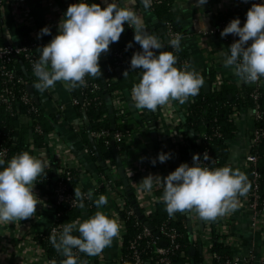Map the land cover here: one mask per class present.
Wrapping results in <instances>:
<instances>
[{"label":"crops","instance_id":"0c3cea01","mask_svg":"<svg viewBox=\"0 0 264 264\" xmlns=\"http://www.w3.org/2000/svg\"><path fill=\"white\" fill-rule=\"evenodd\" d=\"M77 2L78 0H0L2 45L9 43L21 45L28 39L38 41L39 47L46 45L57 34L59 21L69 5ZM252 3L253 0H207L206 4L197 6L195 0H172L175 21H178L177 27L184 33L183 44L195 62L197 71L204 77L205 84L210 83V90L216 89L222 83H234L238 86L244 83L233 69L223 65L224 54L229 52L228 47L239 37L234 34L222 37L221 32H212V29L217 27V19L221 15L234 10L242 17L246 15ZM134 8L151 32L161 27L154 11L151 8L144 9L140 0H136ZM45 26L51 29V34L37 38V33ZM156 34L165 41L163 35L158 32ZM104 57L105 54H102L100 59ZM131 77V81L123 79L120 90L124 102L123 117L118 114L117 109L114 110L120 122L125 123L132 131L130 138L127 139L128 154L122 158L138 205L146 215H149L156 210L158 197L162 195L163 189L154 186L152 193H142L137 190L139 182L150 173L164 177L182 162L189 163L183 160L181 151L182 145L187 143L188 133L179 125L188 113L192 97L184 104L171 101L168 105L158 107L155 112L138 110L133 106L131 89L134 83L138 82L139 75L134 71ZM262 88L264 90V82ZM201 90L206 91L204 86ZM34 92L38 99L37 103L54 128L47 134L46 142L42 146H36L33 138H30L29 152L42 160L49 161L50 164L35 181L34 191L41 199V204L37 205L34 215L25 220L0 224V264H49L51 261L46 251L36 242L35 235L55 223L57 209L54 199L40 189L38 179L51 172L57 176L58 168L63 164L72 166L79 173L80 190L88 192L92 189L95 199L101 194L107 196L108 203L102 206L101 210L109 216H115L122 226L119 236L113 238L109 247L99 255L90 256V264H123L121 257L126 224L122 211L125 207L123 194L125 188L114 185L121 179L117 165L107 160L105 163L110 178L106 179L102 175L100 165L103 161L93 159L92 154L96 152L89 148L81 136L82 130L87 129L85 116L78 114L71 91L64 87L63 82H56L54 88L44 92L34 87ZM34 101L36 102L35 99ZM20 120L21 123H30L29 118L25 116ZM233 120L238 131L230 141L228 165L239 168L249 179L251 167L246 155L252 149V135L256 127L254 111L249 107L240 108ZM200 137L201 135L196 136L192 144L194 153ZM160 151L171 152V158L164 163L157 160L153 165L151 159L157 157ZM176 159L179 160L178 163L174 162ZM102 182L106 188L98 193L97 190L103 185ZM239 201L236 210L215 220H203V227L195 211L190 213V232L195 246L203 253L204 264L212 263L211 249L223 226L227 233L228 231L230 233L232 241L229 242L230 247L233 253L240 257L241 264H262L264 240L261 230L252 226L254 215L248 208V193L239 197ZM93 214L83 207L79 219H87Z\"/></svg>","mask_w":264,"mask_h":264},{"label":"clouds","instance_id":"9594fccd","mask_svg":"<svg viewBox=\"0 0 264 264\" xmlns=\"http://www.w3.org/2000/svg\"><path fill=\"white\" fill-rule=\"evenodd\" d=\"M152 2L140 0L144 9H149ZM135 3L136 0H103L102 7L93 0H78L70 4L59 21L57 34L38 48L39 59L33 63L38 82L34 87L41 92L54 88L56 82H63L68 90L86 87V76H102L100 57L110 51V44L119 41L127 24L134 30V41L140 50L133 53L130 69L123 76L130 70H142L131 89L133 106L155 112L171 101L184 104L198 95L205 84L204 77L187 62L177 66L178 56L173 50H180L182 37L176 36L166 43L155 32L148 31L134 8ZM195 3L202 6L207 0H195ZM45 34H51L47 26L37 33V38ZM228 34L239 38L224 54V67L233 69L244 83L257 82L264 77V0L253 3L247 10L243 26L239 17L232 19L220 33L222 37ZM132 43L128 42L126 49ZM200 157L201 154L194 153L191 165L182 162L164 177L148 174L140 180L137 190L150 194L154 186L162 188L158 200L164 203L170 217L178 212L195 211L203 220H215L236 210L239 197L246 196L251 187L246 173L231 165L209 167L212 158L207 151L202 160ZM170 158L171 152L160 151L151 163L155 165L157 160L164 163ZM49 164L26 150L10 159H5V153L0 151V224L34 215L41 204L34 191L35 181ZM74 194L78 206L83 208L84 200L93 197V190L85 194L77 188ZM107 203V196L101 194L94 200L97 211L93 215L63 224L58 234L53 229L50 241L64 257L60 264H87L79 259L78 253L99 255L119 236L122 226L118 219L101 210ZM74 231L79 235H73ZM49 264L57 262L52 259Z\"/></svg>","mask_w":264,"mask_h":264},{"label":"trees","instance_id":"16d2710c","mask_svg":"<svg viewBox=\"0 0 264 264\" xmlns=\"http://www.w3.org/2000/svg\"><path fill=\"white\" fill-rule=\"evenodd\" d=\"M93 2L99 3V0H93ZM151 9L157 16L161 27L164 28L165 35H167L166 29L168 23H172L174 29L184 35L183 31L177 28V26L174 24L175 15L172 9V0H163L160 4ZM236 17H241L239 12L234 10L228 11L217 19V25L220 23V21L230 20ZM156 32H158L157 29L155 33ZM130 41L133 42L132 47L126 49V45ZM0 44H3L1 38ZM135 45L139 44L134 41V30L125 24L124 32L121 34L119 41L110 44V51L105 54L104 58L99 60L102 76H87L89 82L99 83L100 88L93 90L91 85H87L86 87L80 86L70 90L72 97L78 100L77 103H74L78 114L81 116H87L89 119L91 132L95 133L105 129L110 131V134L107 136L101 135L99 137H95V143L93 144L90 140L88 130H82L81 136L89 148H91L94 153L97 151L99 152L100 157L96 155L97 153L92 154L93 159L104 162L109 160L113 165H117V163L112 145V133L117 130L124 131L126 125L125 123L120 122V119L117 116H115V124H112L110 119V107L112 106L114 92H119L122 88L123 79L131 81V74L134 71L137 74L142 71L141 69L130 70L126 77L123 76L124 71L130 69V60L134 53ZM168 50L172 49L169 48ZM119 51L124 52L123 57H118L116 55V53ZM173 51L174 54L178 56L177 66H182L187 62L192 68L197 70L196 64L182 40L180 50ZM11 67L16 71L18 76L22 77L24 82H20L18 79L8 81L0 72V93L7 85H14L17 91L20 89L28 91V85H35V83L38 81V78L34 75L33 68L23 57H15ZM118 68L120 69L119 72L117 70ZM255 90V87L250 86L247 83H243L240 86L234 83H222L216 89H212L208 92L200 89L199 94L195 97H192L188 113L185 115L184 119L179 125V127L184 128L188 133L187 143L183 144L181 147L183 160H192L194 154L192 144L195 142L196 136L201 135L200 142L197 145V150L195 153L201 154L202 157L203 152L205 150H209V156L212 158L209 162L210 167L228 165L230 141L236 136L238 131V128L231 117L234 111V106H236L239 110L243 107L253 108L256 103H258L263 115L257 120L256 125L257 127L264 129V90L263 88L260 89V96L257 100L253 97V92ZM84 101L86 104L85 110L82 109ZM36 104L38 106L37 113H34L30 109L31 105L21 103L18 107L20 114H13L4 103H0V150L3 147L7 148L5 159H10L12 156L18 154L21 151H29L30 138H33L34 144L36 146L44 145L47 134L53 130L54 127L52 122L48 116L43 113L40 104L37 102ZM34 114L35 119L32 124L28 122L21 123L20 118L22 116L30 118L31 116H34ZM114 114H116L115 110ZM36 124L40 125L41 132L35 131ZM192 131L193 134L191 136L190 133ZM115 145L121 157L128 154L127 143H125L123 140H115ZM251 151L252 153L258 155V160L255 167L261 175L259 179L258 192L260 193L261 200L263 201L264 137L258 144L252 145ZM100 170L106 179L110 178L106 163L105 165H100ZM57 177L58 174L56 176L53 172H51L38 179V185L42 192L51 196L56 203L57 218L55 223L50 228L43 232L37 233L35 235V240L46 251V254L50 260L55 259L57 264H60L64 257H62L51 244L50 237L53 234L52 228L55 225H60V232L62 230L63 224L75 221L80 217L82 208L79 207L78 204L74 207H69L67 203L57 202L55 196ZM65 181L67 182L68 191L74 194V189L78 188V183L80 181L79 173L73 170L70 179H66ZM114 185L121 188L124 186L122 179L116 181ZM105 188L106 185L103 183V185L98 188V193L104 191ZM81 191L85 194L87 193L85 190ZM123 194L125 197V210L134 209V205L132 203V200L135 198L134 194L129 196L125 189ZM94 195L95 194H93L92 198H86L84 200L85 208H87L91 214L94 213L96 208V205L94 204ZM125 210L122 211V215L126 219V233L124 234L122 251L123 264H134L133 258L131 257L132 251L127 249V245L129 244L130 240H133L142 231L145 225H150L152 227V237L156 238L158 243L164 245L165 247H170L174 244H172L169 239H166L163 236L160 230L161 227L166 225L176 229L177 237L175 241L179 246L174 248L170 253V264H204L203 253L199 251V249H197L194 244L195 242L193 241L190 232V226L188 224V218L186 214L178 212L174 216L170 217L165 211L164 203L159 201L157 203L156 210L149 215H145L147 222L146 224V222L136 214L127 215ZM73 235H79V233L74 231ZM148 239L151 238H145L142 240V246L140 247L141 253L143 257L152 256L153 259H151L150 263L155 264V257L158 255L153 251L152 246H147ZM162 242H165V244ZM193 246L196 247V252L191 254L190 250ZM212 252L215 255L214 264L224 262L228 257L233 255V251L229 245L219 241L214 242ZM78 257L81 261H87V264H90V256H88L86 253L80 252L78 253Z\"/></svg>","mask_w":264,"mask_h":264},{"label":"built area","instance_id":"2783aa9c","mask_svg":"<svg viewBox=\"0 0 264 264\" xmlns=\"http://www.w3.org/2000/svg\"><path fill=\"white\" fill-rule=\"evenodd\" d=\"M162 1L163 0H153L150 8L155 7L156 5L160 4ZM259 2L260 0H253V3H259ZM99 4H101L102 7L105 6L102 0H99ZM240 19H241V26H243V23L246 20V15H243L242 17H240ZM231 20L232 19L220 21L217 27H214V29H212V32H215V31L221 32L223 28L226 27ZM166 34L169 37V40L172 38H175L176 36H180L182 37V39L184 37L183 34H181L180 32L174 29L172 23L167 24ZM38 48H39L38 41L33 40V39H29L28 41L24 42L21 45H16L13 43H9L6 45H0V72L5 77V79L8 81L18 79L20 82H24L22 77L18 76L16 71L11 67V64L14 62L15 57H23L33 68L34 61L39 59L40 53H39ZM116 55L118 57H123L124 52L119 51L116 53ZM85 79L87 81V85H91L93 90L100 88L99 83L89 82L87 76ZM263 82H264V77H261L255 83H247L248 85L256 88V90L253 92V97L256 100L260 96L259 91L263 87ZM73 102L77 103L78 100L76 98H73ZM0 103H4L6 107L13 114H20L18 107L21 103L31 105L30 109L34 113H37L38 111V106L36 102L34 101L33 96L29 93V91H24L23 89H20L19 91H17L14 85H7L2 89V92L0 93ZM123 103L124 102L122 100L120 91L119 92L115 91L114 98H113V108L117 109L118 114H120L122 117H123L122 114L124 113ZM85 105L86 104L84 101L83 106H82V109L84 110H85ZM252 109L254 111L256 122H257V120L262 117L263 112L261 111L260 105L258 103H256V105ZM237 111H238L237 107L234 106V111L231 115L232 118L237 113ZM34 119H35V114L34 116H31L29 118L31 124L33 123ZM123 121H125V119H123ZM183 130L186 131L184 128ZM35 131L41 132L40 125L36 124ZM92 134L95 137H99L101 135L107 136L110 134V131L105 129L102 131H97L95 133L92 132ZM131 134H132L131 129L129 127H125L124 131L117 130L113 132L112 137L115 140H119V141L123 140L125 143H127V139L130 138ZM263 137H264V129L261 127H257L256 125L253 131L252 145L258 144ZM0 151H3L6 155L7 148L3 147ZM205 151H207L209 154V150H205ZM202 159H203V156L201 157V160ZM246 160L250 164V167H251V176L249 178V181L252 184V186L250 187V190L248 192V202H249L248 208L250 211H252L254 215L253 220H252V226L259 228L261 230L263 240H264V222H263L264 219H262V217L264 216V200L263 201L261 200L260 193L258 192L259 179L261 175L255 167L257 160H258V155L252 153L251 151L250 153L246 155ZM189 164L190 165L192 164V160L189 161ZM208 166L210 167L209 162H208ZM73 170L74 168L72 166L65 165V164L61 165L58 168L57 186L55 188V196H56L57 202L67 203L69 207H74L78 204V201L74 199L75 198L74 194L68 191L67 182L65 181L66 179H70ZM125 211L127 215H132V214L137 215L135 209H126ZM123 218L126 224V219L125 217ZM60 227H61L60 225H55L52 228V232H53V229H56L58 233ZM221 229L222 231H219V234L216 236V241L223 242L226 245H229L230 247L229 242L230 243L232 242L229 236L230 233L229 231L227 233L226 228L224 226ZM160 230L163 236L166 239H169L170 242L174 245L170 247H165L164 245L159 244L158 240L152 237L153 232L151 228L145 225L142 231L133 240H130L129 244L127 245V249L132 251L131 257L133 258L134 264H146L147 262H150L151 259H153L152 256H149V257L142 256L140 247L142 246V240L145 238H151V239H148L147 246H152L153 251L158 255L157 257H155V264H170L171 263L170 253L173 251L174 248H177L179 246L178 243H176L175 241L177 237V231L175 228H171L166 225L162 226ZM122 251H123V246H122ZM211 252H212V249H211ZM212 256H213V261L211 264H214L215 255L213 252H212ZM261 257H262V264H264V243H263V251L261 253ZM122 259L123 257H121V261ZM218 264H241V259L240 257H237L233 253L231 257H228L224 262H221V263L219 262Z\"/></svg>","mask_w":264,"mask_h":264},{"label":"water","instance_id":"95a60500","mask_svg":"<svg viewBox=\"0 0 264 264\" xmlns=\"http://www.w3.org/2000/svg\"><path fill=\"white\" fill-rule=\"evenodd\" d=\"M177 18H179V17L177 16ZM174 24L177 26L178 21H175ZM177 28H178V27H177ZM147 29H148V31H151L149 28H147ZM158 33H159L160 35H163V37H164V39H165L166 42L169 40V37H168L167 35H165L164 28L159 27V28H158ZM138 50H140V46H139V45H135V46H134V52H136V51H138ZM117 70H118V72L120 71L119 68H118ZM27 88H28L29 93H30V94L34 97V99L36 100V102H38L37 97H35V92H34V87H33V85H32V84H29ZM204 88H205V90L208 92V91L210 90V88H211L210 83L205 84V85H204ZM81 100H82V98H81ZM110 119H111L112 124L114 125L115 122H116V118H115V114H114V108H113V106L110 107ZM85 121H86L87 130H88V132H89L90 140H91V142L94 144V143H95V138H94V136L91 134V130H90L91 128H90V125H89V119L87 118V116H85ZM190 134L192 135V134H193V131H192ZM112 145H113V149H114V152H115V159H116V163H117V167H118V171H119V176H120V178L122 179V182H123V185H124V188H125L127 194H128L129 196H131V195H133L134 193H133V190H132V187H131V184H130V180H129V177H128V172H127V170H126V166H125V164H124V161H123L121 155L118 153V149H117V147H116V145H115V139H114V138H112ZM96 153H97V155L99 156V152L97 151ZM99 157H100V156H99ZM174 162L178 163L179 160L176 159ZM102 164L105 165V162L103 161ZM132 203H133V205H134V209H135L137 215H138L143 221L146 222L145 214H144V213L142 212V210L140 209V207H139V205H138V202H137L136 198H134V199L132 200ZM184 213L187 214L188 219H189V225H191L190 213H188V212H184ZM198 217H199V216H198ZM199 221H200L201 227H203V226H204V221H203V219H201V218L199 217ZM146 224H147V222H146ZM148 227H149V228H152L150 225H148ZM162 243L165 244V242H162ZM195 251H196V247H194V246L191 247L190 253L193 254ZM146 264H151V263H150V262H147Z\"/></svg>","mask_w":264,"mask_h":264}]
</instances>
